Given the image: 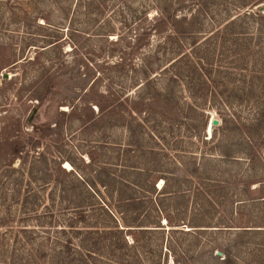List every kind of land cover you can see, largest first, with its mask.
<instances>
[{
    "label": "rangeland",
    "instance_id": "374dc122",
    "mask_svg": "<svg viewBox=\"0 0 264 264\" xmlns=\"http://www.w3.org/2000/svg\"><path fill=\"white\" fill-rule=\"evenodd\" d=\"M259 9L0 0V264H107L97 231H115L119 210L133 226L139 213L157 220L158 200L164 231L138 243L143 264L226 248L236 264H264ZM122 183H135L124 190L139 212L120 206Z\"/></svg>",
    "mask_w": 264,
    "mask_h": 264
},
{
    "label": "trees",
    "instance_id": "16d2710c",
    "mask_svg": "<svg viewBox=\"0 0 264 264\" xmlns=\"http://www.w3.org/2000/svg\"><path fill=\"white\" fill-rule=\"evenodd\" d=\"M260 14L263 15V10L259 9ZM214 131H217L215 127H211ZM140 173L143 171H139ZM149 172V171H148ZM152 173H147L145 175H139L140 177H149ZM109 178V183H115V179H113L112 175L107 174ZM138 175V174H137ZM166 180V179H165ZM128 182V181H127ZM125 185V187H124ZM131 185H135V183H125L121 184V189H117V194H120L119 198V204L122 206V208L128 209L131 208L136 212L140 211V207H138V204L141 203V199L136 198L133 195H126L127 192L124 190V188H128ZM107 185H105L106 187ZM111 184H109L110 187ZM167 181L165 183V186L161 189L160 192H158L155 185H152L153 193L157 194V197L160 195L167 194ZM158 192V193H157ZM174 194L175 193H171ZM113 198V197H111ZM262 199V198H261ZM161 202V201H160ZM162 207L163 204L161 203ZM161 205L159 204V200L156 203L152 204V207L149 209L150 213L157 212L158 219L153 220L151 218V214L147 215L146 217H142V213H139V216L137 219H134L136 222V226H133V223H130V221L127 219V210H119V214L121 215V223L116 219V221H113L115 231L112 232H106V233H99L97 231V252L99 257L105 256L108 260L107 264H143V258L142 253L140 252V249L138 248L139 242H147L146 235L148 234H156L157 232L164 231V228L162 227V221L160 222L161 216H164L165 214V208L163 212L161 211ZM105 210V209H104ZM111 210V209H110ZM112 211V210H111ZM117 213V212H116ZM109 215V214H108ZM84 218V217H81ZM116 218V217H115ZM168 221V224H170L172 221L169 217L166 219ZM242 229V237L246 236V233H249L248 229L244 227H238ZM260 228V227H259ZM133 231L139 232V236H135L133 234ZM262 232V231H259ZM261 235V234H260ZM129 237L133 238V242L131 243L129 241ZM231 248H226L225 250H219L221 252L220 255H215L213 252L211 253V257L208 261L199 263L196 259L195 260H187L188 262H184L183 264H236V258L233 252L231 251ZM125 252L134 253L132 256L125 255ZM167 256V254H166ZM179 261V260H177ZM165 264H169L167 259L165 260ZM177 264H180L177 263Z\"/></svg>",
    "mask_w": 264,
    "mask_h": 264
},
{
    "label": "water",
    "instance_id": "95a60500",
    "mask_svg": "<svg viewBox=\"0 0 264 264\" xmlns=\"http://www.w3.org/2000/svg\"><path fill=\"white\" fill-rule=\"evenodd\" d=\"M5 79H8V76H5ZM219 126V121L213 120L211 123V127H218Z\"/></svg>",
    "mask_w": 264,
    "mask_h": 264
},
{
    "label": "bare ground",
    "instance_id": "6f19581e",
    "mask_svg": "<svg viewBox=\"0 0 264 264\" xmlns=\"http://www.w3.org/2000/svg\"><path fill=\"white\" fill-rule=\"evenodd\" d=\"M210 130V129H209ZM210 132V131H209ZM210 134V133H209ZM162 184V183H161Z\"/></svg>",
    "mask_w": 264,
    "mask_h": 264
}]
</instances>
